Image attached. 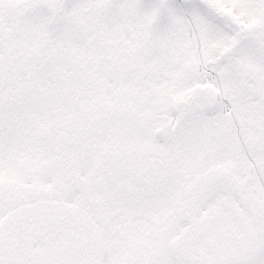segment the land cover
<instances>
[{"label":"snow or ice","instance_id":"6c2138e0","mask_svg":"<svg viewBox=\"0 0 264 264\" xmlns=\"http://www.w3.org/2000/svg\"><path fill=\"white\" fill-rule=\"evenodd\" d=\"M0 264H264V0H0Z\"/></svg>","mask_w":264,"mask_h":264}]
</instances>
